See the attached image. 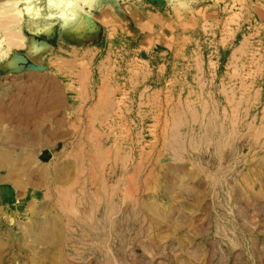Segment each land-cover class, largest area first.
I'll list each match as a JSON object with an SVG mask.
<instances>
[{
  "label": "rangeland",
  "instance_id": "374dc122",
  "mask_svg": "<svg viewBox=\"0 0 264 264\" xmlns=\"http://www.w3.org/2000/svg\"><path fill=\"white\" fill-rule=\"evenodd\" d=\"M20 1L0 0V156L14 169L22 152V167L72 161L79 175L87 155L90 171L109 178L128 152L145 188L116 192L145 198L158 223L176 227L162 231L164 264H264V0H37L50 20L33 29ZM64 9L75 11L67 21ZM79 21L92 28L83 37ZM161 30L184 36L189 58L164 68L143 49ZM237 46L254 70L239 77L226 68ZM166 100L168 109L155 108ZM53 109L55 125L29 118ZM12 192L0 198L3 250L34 212ZM138 249L125 248L119 263L150 264ZM84 257L109 264L113 255ZM37 260L48 255L0 254V264Z\"/></svg>",
  "mask_w": 264,
  "mask_h": 264
},
{
  "label": "crops",
  "instance_id": "0c3cea01",
  "mask_svg": "<svg viewBox=\"0 0 264 264\" xmlns=\"http://www.w3.org/2000/svg\"><path fill=\"white\" fill-rule=\"evenodd\" d=\"M153 35L146 40L147 43L143 49L158 53L156 55L161 63L165 64L164 68L169 62L182 61L188 57L181 53L187 47L184 36L182 38L175 36V38L170 35L166 40L163 37L164 30L158 33L160 37ZM155 49H158V52ZM240 50L241 47L237 46L228 56L226 64V68L233 73L236 67L238 77L246 71H254L244 63L250 60L241 56L244 54ZM201 62L203 63L201 59L196 60V63L202 67ZM168 106L169 102L166 100L165 103L158 102L155 108L163 110ZM150 107L153 106L150 105ZM57 116L58 110L53 109L44 117L36 114L30 115L29 118L36 120L35 123L38 124L48 120L50 125H55ZM81 120L83 124L88 125L87 116L81 117ZM160 120L162 124L165 122L163 116ZM227 141L232 139L224 137L223 142ZM226 154L227 152L224 153L225 156ZM24 155L23 152L20 153V169L19 167L14 169L15 167L10 165L9 156H0V174H2L0 175V198L11 197L12 191L15 190L20 204L33 205L34 212L32 215L28 214L29 222H20V235L10 237L12 238L11 248L3 250L5 246L3 244L0 246V254L3 252L47 254L48 264H83L84 255L112 254L113 258L109 260L111 262L109 264L116 262L120 264V253L126 252L125 248L136 245L139 248L137 251L145 255V261L150 257L148 263L164 264L161 257L165 250L170 251L166 249L164 241L166 237L162 231L176 229V227L164 228L161 223H158L162 215L160 214L158 219L153 218L154 214L148 213L150 207L145 198L138 201L137 196L134 195L132 200L129 193L117 194L116 192L121 190L135 192L139 188L138 168L129 167L131 155L128 152H121L118 161L114 162L118 166L115 168L116 171L113 170L114 177L109 176V178L108 173L104 171L101 173L98 170L94 173L93 169L90 171L85 165L88 163L87 155H84L85 164L81 162L79 175L74 172V169H78L74 168L72 161H66L62 165H57L56 160L40 166L29 163L28 166L22 167ZM62 157L69 156L61 155L60 158ZM18 173L20 178L15 176ZM21 174L26 175L24 180ZM94 176L98 178L95 182H93ZM145 183L141 182L140 188L144 189ZM92 184L96 187L93 195L89 194ZM31 191L37 195L35 201H30ZM35 264L41 263L37 260Z\"/></svg>",
  "mask_w": 264,
  "mask_h": 264
},
{
  "label": "bare ground",
  "instance_id": "6f19581e",
  "mask_svg": "<svg viewBox=\"0 0 264 264\" xmlns=\"http://www.w3.org/2000/svg\"><path fill=\"white\" fill-rule=\"evenodd\" d=\"M20 3L21 4L23 3L25 5L24 10L22 12H20V17H23V16H27L28 15V18L30 17V18H33V20H36L37 21V22H34V21L31 22L32 24L30 25V27L32 29L33 28H36V26H39V24H45L46 21L50 20V17H49L50 16V12L47 11L46 9H45L46 12L45 11L43 12L42 8H40V6L38 5L37 0H21ZM69 3H72V1H69ZM93 5H94V3H93ZM74 12H75L74 10L69 11L68 9H64L63 12H62V17L64 18V21H67L69 19L70 13H74ZM40 17H44V20H37ZM34 18H36V19H34ZM45 27H46V30H48V32L50 33L49 27H47V25H45ZM76 27L79 30V36L80 37H83V35L85 33L87 34L92 29L91 27H89V25L83 26V23L81 21H79V22L76 23ZM48 32L45 31V33L47 35H49ZM8 38H11V37H8ZM11 39H13V38H11ZM14 41H15V39L12 40V41H10V42L11 43H14ZM2 42L0 43V45L2 44ZM10 42H9V45H8V49H10L11 47L13 48V46L17 45V44H15V45L14 44H10ZM1 55L4 58L6 55H8V51L5 50L4 53L1 54Z\"/></svg>",
  "mask_w": 264,
  "mask_h": 264
}]
</instances>
